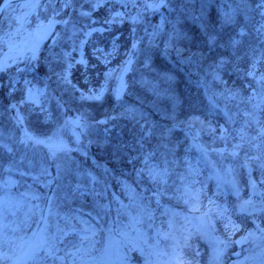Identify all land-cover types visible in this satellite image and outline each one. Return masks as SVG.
Segmentation results:
<instances>
[{
	"label": "rangeland",
	"instance_id": "374dc122",
	"mask_svg": "<svg viewBox=\"0 0 264 264\" xmlns=\"http://www.w3.org/2000/svg\"><path fill=\"white\" fill-rule=\"evenodd\" d=\"M10 2L12 4V7L6 9V11L2 15H0V58H2L4 54L8 53L9 51L8 44L5 42L7 40V37L5 36L6 32L11 31L14 34L12 37V43L16 45L17 48H22L25 46V43L28 40V33L32 31L34 26L36 25L35 21L37 15L39 14L41 18H43V16L45 15L43 9L31 10L22 7V5L30 2V0H10ZM238 3L239 0H216L215 12L221 15V8H223L224 11H228L229 5L235 7ZM199 10L200 9L194 11L192 14L196 13L197 16H200ZM205 15L206 11L204 12L203 16ZM156 16L157 17H154V15L148 16V21H150L151 24L159 23L160 16L158 14H156ZM155 18L157 19V21H154ZM126 23L130 22L126 21ZM261 25H264V18L261 19ZM96 26L99 27L98 25ZM140 26L143 25H138V27ZM144 27L145 25L142 27V37L145 35ZM17 29H19L18 33ZM148 31H151V27L148 28ZM240 32L241 30H239L238 32V37L240 36ZM259 32L263 36L257 35V38L254 36H250V40L252 43L243 42L239 47L235 48H232L230 46V48L228 49L229 53H225L222 55L223 59L228 61V66H230L229 61L231 60L232 56L230 53L234 54L235 51H237L241 57H245L248 59L246 69L250 66L253 58L260 59L261 52L264 51V38H261L264 37V29H259ZM213 34L218 37L216 31H213ZM165 39H167V36H165ZM255 39L257 40L255 41ZM45 43L50 44L51 41L49 40ZM99 46L104 47L107 50L108 48H110V43L108 42L107 45L104 43L101 45L99 43ZM180 49H182V55L185 50L184 48ZM223 49L225 48L222 46V48H220L218 52H214L210 55L213 57L217 56L219 52L220 54H222L221 52ZM65 50L71 51L70 48H65ZM55 51L60 52V48H56ZM42 52H44L45 55H48L45 49H42ZM118 52L123 54L124 50L118 49ZM188 52L189 51H186V53ZM90 53L92 56V47H90ZM90 53L89 51H86L85 48V58L90 61L91 65L95 62L92 61ZM121 54H118L116 57H119V55ZM73 55L76 56L77 59H79L78 53H74ZM181 55L177 56V58L183 64H195L193 66V69L198 74V80L201 83V87H203V94L206 97L207 102L210 103L212 101L213 103L214 97H221L223 99L219 104L223 106H218V109L216 108L215 110L218 111L219 109H222L226 106L227 110L231 114H233L235 123L229 124L230 126L227 125L231 136H233V134L234 136H236V130H241L244 121L246 119H250V117L245 116V112L253 111V105L259 106L255 109L256 115L261 119V121H264L262 115H260L261 109H264V91L261 90L260 85L256 80H254L252 77H248L249 79H251L252 89L250 90V92L252 96L247 94V92L243 90L240 91V94L244 98V100L249 101L248 105H241L239 103V100L237 99L234 100L232 104L234 108L232 109L231 101L233 100L226 99L224 96L219 95V93L223 92L225 87H221L219 91H217V89H215L214 87L216 81L219 82V80H214L213 77L209 74L211 71L209 65L211 64H208L206 67L205 65H201L200 62V64L197 63V60L201 61L203 59V57H201L199 54H191L184 58ZM89 56L91 57L90 59ZM189 57H191V62H189ZM124 59H127V56ZM144 59H146L144 51L139 52L136 57H134L133 67L125 76V81L128 83V76L130 74H135L138 79L136 81L137 84H140L143 87L146 85V91L148 92V94L152 98H157L159 96L157 95L158 91L155 89V86L148 82L146 79L147 73L143 70ZM113 61L114 59L111 61L110 67L118 69L122 61L119 63H115ZM40 63H42V60L39 63L34 64L33 68L25 73L33 74L34 70L39 66ZM16 67L17 65L13 64L8 71L2 73L10 78L12 76H15L19 81L16 86L22 84L24 89V78L21 79L20 77H18L19 74L16 72ZM19 67L23 68L24 65L20 64ZM261 67V64L257 65V77H259L261 74ZM46 68L49 69L48 66H45L44 70H46ZM231 73L232 72L230 71V69L226 71L227 79ZM32 79L33 78H31L30 76L27 79L31 81V86L39 90L45 89V86L34 82ZM113 83L115 82L113 81ZM61 87L64 90L63 85ZM155 92L156 94H154ZM24 95L25 93L23 91L22 97ZM109 95L112 96L110 93ZM161 97L163 99V95H161ZM249 97H252V99L249 100ZM53 102H55V99L52 97V93L49 91V88L47 86L46 95H39L38 102L36 104H20L21 116L23 118L22 124L17 125L14 120H9L8 116H6L7 123L2 126V129H0L1 147L3 146L9 151L20 152L23 158L25 157V155L28 156L27 160L29 158H32V161L30 162L34 163L35 165L26 162L23 174L25 173V176L32 177L34 180H40L42 176L41 167H45L44 163H46L47 158H51L50 160L56 164L59 163L62 168L67 167L69 169L70 167L68 166H73V162L77 161V158L74 154L84 155L86 153L85 151L75 150L78 147L76 143L77 134L83 132L82 135H79V140L80 144L85 149V146L81 143V138L83 137V135L89 137L90 133L85 129L80 128H63L65 120L73 119L77 117L78 114L73 112V116L61 118V114L63 112L61 108H58L60 110V113H58L60 118H55V114L52 110ZM214 103L218 105L216 101ZM41 104L44 108L48 109L52 113V118L47 122L52 123V121H56L57 126H54L50 130L39 131L38 134H36L31 131L33 127L28 123L26 118L30 117L33 114H36L41 118L40 121L45 122L44 113L41 112L40 108ZM221 113L224 115L222 111ZM12 115H15V111L12 113ZM126 116V114H124V116H122V114L120 115L121 118ZM122 119L127 120V118ZM109 121L110 120L108 119V122ZM136 121L138 122L139 118H137ZM114 127V124H109V126L105 128L104 131H102L103 135H108V131L113 130ZM251 127H255L252 132L250 131ZM251 127L243 129L245 134L248 136L255 135L256 132L254 131L258 126L253 123ZM25 129L29 130L32 135L37 136L40 139H47L48 137H51L53 133L60 131L61 139H63V141L68 145L69 148L74 149L73 151L75 153L73 154V151H70L68 153L58 151L56 153V156L53 157L49 154L48 149L43 146L34 151L30 145L26 146L25 144L20 143V138L23 136ZM119 130L121 131L119 132V134H122V130ZM195 131L196 129H193V132ZM181 132L182 135L186 137L185 131ZM206 135L210 137L208 142L206 143L205 141L201 140V136H205V133H201L199 143L202 146L207 147V162L203 158L202 153L198 151V149L193 145V142L190 138H187L188 141H190V147L191 149H194L198 152V156L196 157V160L185 158V160L191 162L194 167L200 169L199 175L194 178L198 181L196 187L204 188L205 198L203 199V205L207 206L208 202L206 197H212L213 192L216 189L217 181L214 172L217 170L222 171L229 165H232L236 169L235 179L237 180L240 187V200L248 199L249 195L251 194V188L248 184L249 172L248 169L241 168L239 167V165L243 164L246 152L250 155H264V143L254 142L260 144L259 148H256L253 145H249L248 143H244L242 148L238 152V158L228 156V153L225 152V158L222 159L217 152L213 151V148L224 149L225 147H227V149L230 151L232 144L236 141L230 139L227 146L223 141L219 140H217L215 144H212L211 136L207 133ZM218 135L219 133L217 132V136ZM197 158L200 161L202 160V163L198 164ZM161 164L164 165L163 162H161ZM212 165L216 166L215 169L212 167ZM19 166L23 165L20 164ZM62 170L63 171L59 175H57L56 171V176L54 178H58L60 176L64 177L66 179V183L69 184L70 176L73 174L68 173L67 175H65L66 170ZM135 174L138 178H140V175L137 174V171ZM145 174H147V172H145ZM180 174H187V165L180 170L178 177H170V179L174 180L167 179V191L165 192L164 197H168L172 200V202H163L160 200L159 210H157V208H151V219H149L147 215H142L141 209L138 207L139 202L130 198L132 196V193H135L131 182L119 178V187L116 188L115 191H113V187H108V189L110 190L109 192L106 190H100V187L95 191L93 190V187H89L91 188L88 189L89 191H94L91 192L90 197L93 200L92 202L95 201L96 205H92V210L87 209L88 205H81V210L83 209L86 214L84 213V216L74 217L75 219L77 218V223L80 226L77 230L78 235L76 234V238L74 237L75 235H69L72 231L71 228H74L73 223L70 226L71 228H66L64 226V214L59 213L55 210L52 194L49 193L50 197L48 198V200L45 199L46 202L37 201L36 203H33L27 194L17 193L12 190V186L16 181L13 178L9 177L5 181L0 182V233H2V236H0V251L8 253L10 259L7 261V264H12V261H19V264H33V259L30 257H32V254L34 252L38 253L39 258H44L45 260H47V257L45 256V248L50 245H54L53 251H55V255L63 258L62 260H56L55 264H146V261L149 262V264H182V262H187L193 259L195 252L197 251L199 252V255L195 256L197 264H215V238L218 237L220 239H223L224 229L220 222L217 221V230L215 232H209V234L207 235H201V224L200 221L196 219V217H199L201 213L191 212L189 210V206L184 203L183 199L176 198L177 196H179V192L177 191V189L181 187ZM251 175L252 179L257 181V188L260 189V185L258 183L260 180V174L254 164L252 166ZM177 178H179V180H176ZM229 178L230 177L225 176V179ZM78 179H88L89 182L98 185V178L96 177V175L87 170H84V172L80 173ZM189 179H192V177H189ZM52 181L53 178L51 177L47 179L48 183H51ZM77 186L81 190V185L79 183L77 184ZM87 188H84L86 191L85 194L88 193ZM62 193L63 191H61V194ZM44 196L45 195L43 194L41 195V197ZM213 198L216 199L218 203H223L225 199H227V201L229 202V206H235L239 202L237 200V197L230 191L227 197L218 196ZM255 199H258V197H256ZM154 202L156 204V196L154 197ZM174 204L178 205L179 207H176V205ZM165 208H168L172 212H175L177 214L174 219L171 217L170 213L165 214ZM110 210L112 211V214L110 213ZM240 215L243 217L245 216V214ZM124 216L128 219L127 225L124 224ZM185 217H188V219H185ZM109 218H112L113 222L107 221V219ZM169 219H173V226L171 229L169 228L168 224ZM232 219L236 220L234 214L232 216ZM247 219L252 220L251 217H248ZM103 222H107V224L103 226ZM237 223H241V221ZM257 223H259V221H257ZM32 224V229L30 231H27L29 229L28 227H30ZM254 227L255 225H252L251 227H247V229L248 231H253ZM151 228L153 229V233L152 236H149L147 234V231ZM58 229H60L61 231H58ZM41 230L43 231L41 232ZM157 230H159L160 233H170V235L165 238L163 235H158ZM74 233H76V231H74ZM189 233H191V247L184 246L183 243V237L188 235ZM239 235L246 236L247 232L241 230L240 232L234 234L232 239L235 240ZM173 237H175L176 239H173ZM45 239L47 240V243L44 244L43 247H40V243H42ZM177 240H179V246H177ZM233 246L234 243L229 245L227 254L223 257L225 264H261V260L264 259V238H261L259 233H257L255 237L249 238V244L246 247L236 249L233 254L234 259L232 260V258L230 257L232 256L231 247ZM174 248L176 249V251H173ZM49 264H52L51 258L49 259Z\"/></svg>",
	"mask_w": 264,
	"mask_h": 264
},
{
	"label": "snow or ice",
	"instance_id": "6c2138e0",
	"mask_svg": "<svg viewBox=\"0 0 264 264\" xmlns=\"http://www.w3.org/2000/svg\"><path fill=\"white\" fill-rule=\"evenodd\" d=\"M208 5L206 3H201L200 6V16L204 15V9ZM12 4L10 0H0V15H2L6 9L11 8ZM22 7L37 10L43 9L45 15L43 18L38 14L36 17V27L28 33V40L25 46L22 48H17L16 45L12 43L13 33L11 31L6 32L5 36L7 40L9 51L5 53L2 58H0V72L8 71L13 64L17 65L16 72L24 73L33 68L34 64L39 63L41 60L44 61L49 67V70L56 76L57 84L63 85L65 92H68L71 98L76 97V93H79L78 99L80 101H96L100 102L104 99L105 93H110L114 98L115 102L121 107L125 108V113L131 115L133 119L139 118V120L145 121V123H151V127L147 129L144 135L151 137L154 134L158 138V143L152 152L144 154V168L136 169L137 174L143 176L145 172L152 183L155 185L154 195L156 196V204L160 206V197H162L167 191V179L170 175V169L168 167L169 161L167 156L172 154L175 156L176 148L180 146V141H173L171 139L174 129L180 127L185 131L186 138H190L193 145L202 153L203 158L207 162L208 151L206 146H202L199 143L201 133H207L211 136L212 144H215L217 140L223 141L227 146L229 140L236 141L232 144L231 150L229 151L227 147L224 149L213 148V151L217 152L222 159L225 158L224 153L227 152L228 156L233 158H238V152L242 148L244 143L253 145L259 148L260 142L264 143V121L256 115L255 109L259 107L258 105H253V111L245 112L246 119L241 130H236L237 135L231 136L227 125L234 124V116L231 114L227 107L220 109L227 117L224 124H220L219 128L213 126L214 110L218 107L216 103L212 104V111L207 113L204 119L197 116H189L186 119H179L175 110V99L173 111L170 114H165V119L171 120L172 124L169 125H157L155 122H150L147 117L144 116L142 112H139L133 106H125V96L129 88L128 83L125 81V76L128 74L129 70L133 67V59L136 55L144 51L146 56L145 64L147 66V58L149 50L156 46L157 38L165 32V26L171 25L170 30L166 33L167 39L164 41L163 54L169 55V49L173 48V41L180 38V34L176 29V23L182 14H191L195 10L188 9L186 5L181 4L178 9L174 8L171 0H30V2L22 5ZM162 9L168 10V15H166ZM255 9L259 11V14L264 18V0H259L255 5ZM252 10V5L248 3V0H240V2L233 7L229 5V10L224 11L223 8L220 9L222 17V25L233 23L235 16L238 11H243L246 15L247 11ZM99 11L106 12V15L102 20H97L94 18L95 14ZM173 12H176V20L173 21L170 16ZM160 16V22L157 24H151L148 21V16L156 15ZM200 16L192 15L193 20H199ZM126 21L130 22L131 28V46L125 52L127 59H124L118 69L110 67L111 61L116 58L119 54V36L113 34V28L117 24H124ZM96 25H99L97 27ZM145 25L144 34L148 38V44L146 49H141L139 45L143 42L144 37L137 36V26ZM59 26V28H58ZM201 29L204 36L207 38V44L211 50L216 43V35L209 31L208 25L201 23ZM11 27V26H9ZM151 27V31L148 28ZM261 29H264V25H261ZM19 29H17V33ZM93 33H98L100 38L108 40L110 42V48L107 50L104 47L99 46V41L93 38ZM240 35L243 36L244 32L241 30ZM51 41L50 44H46V41ZM240 43L239 40L235 38L230 40V46L235 48ZM86 46L92 47V59L95 60L96 64H91L92 67H97L102 65L105 68L103 72V81L100 82L99 87H94L91 84V79L88 73V68L90 61L85 58V48ZM60 48V52H56V48ZM65 48H70L71 51H66ZM42 49H45L48 55H43ZM178 56L181 55L182 49H175ZM74 53H78L79 59L74 56ZM196 55V54H193ZM189 62H191V57H189ZM23 64L24 67L20 68L19 65ZM228 61L221 58L219 61H215L212 65H209L211 71L210 75L214 80H220V72L225 69ZM261 64L260 76H256L257 65ZM77 66H82L84 71L81 73L83 77V83L88 87L86 89H81L78 83H74L71 79L73 75V70ZM59 69V70H57ZM232 71L236 73H241L242 71L246 73V76L252 77L260 85L262 91H264V51L261 52L260 59L253 58L250 66L247 69L241 70L238 63H232ZM99 75V73H98ZM113 81L115 83H113ZM19 83L15 76H12L9 81V92L7 93L9 101L6 106L0 105L3 111H0V116L7 115L9 120H14L17 125L23 123V118L21 116L20 104L22 103H32L36 104L38 102L39 95H46L47 85L44 90L35 89L31 86V81L24 80V91L25 95L22 97L20 102H15L12 99V93L15 91L16 84ZM221 83H224L221 81ZM219 95L224 96L226 99H240L241 102L244 98L240 94V90L233 89L225 86L223 92ZM255 95V93H254ZM249 100L252 97L248 98ZM68 101L57 100V107L60 108L66 105ZM41 112L44 113V121L47 122L52 118V113L40 105ZM15 111V115L12 113ZM115 117H113L114 119ZM83 114L69 120L64 121L63 128L72 127L73 129L80 128L85 129L86 124L84 123ZM104 123V121H101ZM255 123L258 127L256 128V134L253 136H248L245 134L243 129L249 128ZM143 131L144 125H141ZM193 129H196L193 132ZM217 132L219 135L217 136ZM83 132L77 134V148L76 151H85L86 149L80 144L79 135ZM20 143L26 146L30 145L33 150L40 148L41 146L46 147L51 156L55 157L58 151L68 153L73 151L68 147V145L61 139L60 131L53 133L51 137L47 139H40L30 133L29 130L25 129L23 136L20 138ZM141 152L143 153V143L140 144ZM164 151L161 152L160 150ZM187 152L188 149H185ZM157 153H159L164 159V166L161 167L159 164L150 165L149 160L155 159ZM130 163H133L135 168L134 160L130 159ZM171 163H177L174 159ZM187 164V174H181V187L177 189L179 196L177 199H183L184 203L189 206L191 212H200L201 215L196 217L200 221L201 235H207L209 232H215L217 230L216 222L219 221L224 229V238H215L214 247V262L215 264H225L223 257L227 254V250L230 244L242 243L250 237H255L257 233L260 234L261 238H264V155H250L245 153L244 162L240 164L239 167L248 169L249 179L248 184L251 188V194L246 200H240L239 192L240 187L237 180L235 179L236 169L232 165H229L226 169L222 171L217 170L214 172L216 178V189L213 192L212 197L207 198V206L203 205V199L205 198L204 188L196 187L198 181L194 178L199 175L200 169L194 167L191 162L185 161ZM200 163V160H197ZM256 167L260 174L259 185L260 189L257 188V181L252 179V166ZM215 169V165H212ZM61 165L56 164L57 175L61 172ZM42 175H50L49 169L47 167H41ZM225 176L230 177L225 179ZM192 177V179H189ZM211 178V176H210ZM163 186V187H162ZM131 191V190H129ZM229 191L237 197L239 201L235 206H229L227 199L223 203H218L213 197L225 196L229 194ZM258 197V199H255ZM134 200H143L142 194L132 193L130 197ZM141 209L142 215H147L149 219L152 218V209L145 204H138ZM171 214V217L177 215L170 209L165 208V214ZM234 213L245 214L244 220L241 223H237L232 219ZM252 218V224L255 225L253 231H248L246 227L247 218ZM173 219H169L168 224L171 229L173 226ZM188 219V217H185ZM259 220V223L257 221ZM242 225H245L242 228ZM241 230L247 232L246 236H242L240 241H235L232 239L233 235L240 232ZM43 230H41L42 232ZM58 231H61L58 229ZM158 235H163L167 238L170 233H160L157 230ZM2 236V233H0ZM173 239H176L173 237ZM191 233L183 237L184 246L191 247L190 244ZM47 243L45 239L40 243V247H43ZM177 246H179V240L176 241ZM54 245H50L45 248L44 258H39L38 253L34 252L32 254L33 264H49V259L51 258L52 264H55L56 260H62L63 258L55 255L53 251ZM173 251H176L174 248ZM199 252H195L193 259L182 262V264H197L195 256H198ZM10 259L8 253L0 251V264H7ZM12 264H19V261H12ZM146 264L149 262L146 261ZM261 264H264V259L261 260Z\"/></svg>",
	"mask_w": 264,
	"mask_h": 264
},
{
	"label": "trees",
	"instance_id": "16d2710c",
	"mask_svg": "<svg viewBox=\"0 0 264 264\" xmlns=\"http://www.w3.org/2000/svg\"><path fill=\"white\" fill-rule=\"evenodd\" d=\"M201 3H206L208 6L204 9L206 15L201 16L199 20L192 19V15L197 16L196 13L182 14L180 16L179 21L176 23V29L180 34V38L173 41L174 46L169 49V55L163 54V48L164 41L166 40L165 36H167L166 30L170 29L171 25H167L165 32L157 38L156 41L158 45L156 46V49H150L147 58V66L145 64L146 59H144L143 65H145V71L147 72L146 79L155 86V89L158 91L157 95L159 96L157 98H152L146 91V85L143 87L142 85L137 84L136 81L138 79L135 74H130L128 76L129 88L125 96V106L135 107L147 117L148 121L155 122L157 125L171 126L172 121L165 119L164 117L165 114H170L173 111L174 99L175 110L181 120L186 119L189 116H197L204 119L207 116V113L211 111L209 104L203 96V87H201V83L198 80V74L193 69L195 64H183L177 59L178 55L176 54L175 49L178 48L179 41H182L185 44L186 50L189 51L188 53L185 51L182 57L191 54H199L203 59L201 61L197 60V63L200 62L201 65L207 67L208 64L212 65L215 61H219L223 58L222 55L228 52L230 40L237 38L236 30L242 23H244V29L246 30V35L239 37L242 42L249 43L248 40H250V36L257 38V35H259L257 31L256 33L252 32V29L254 28L251 26L253 24L252 22L255 24L256 20L258 22V18L256 17L254 20L250 18V20H247L246 18H248L250 14L246 13V15L242 16V11L237 12L233 23L222 25L221 15L215 12L216 0H173L172 2L176 9H178L181 4H184L188 9H194L195 11L200 9ZM248 3L251 4V1H248ZM104 16V11H99L95 14L97 20H102ZM170 18L175 21L176 12H173ZM201 23L208 25L209 31H216L219 37H217L215 46L212 47L211 50L207 44V38L204 36L201 29ZM131 28V25L126 22L122 25H115L113 28V34L116 35L121 33L118 43L119 49L124 50V52L131 46ZM141 29L142 27L137 29L138 37ZM93 38L98 40L101 45L103 43L107 45L109 42L108 40L100 38L98 33H94ZM256 40L257 39H255V41ZM142 43L141 47L147 48L148 38L146 36H144ZM222 46L225 48L222 50V54L219 52L217 56L212 57L210 55L214 52H218ZM90 47L91 46H86V51H89V53ZM90 56L89 59L92 57ZM122 57L123 54L119 55L114 62H119ZM92 61L95 62L94 64L97 63L93 59ZM233 62L238 63L240 69L244 70L246 69L248 59L241 57L236 51L234 52L229 61L230 66L226 64L225 69L220 72L219 82L216 81L215 83L214 87L217 91H219L221 87L231 86L233 89H242L247 92V89L244 87L248 83L251 84V79H249L243 71L241 73L233 72ZM45 66L47 67L48 65L42 60V63L36 68V73L45 76L47 78L46 81H42L35 76L32 78L36 83L43 86L47 85L51 90L52 97L55 99L52 107L55 118L59 117L58 113H60V110L56 105L57 100H61V102L68 101L66 105L60 107L63 112L61 118L73 116V112L78 115L83 114L85 118L84 123L86 124L85 130L90 133L89 137L83 135L81 138V143L84 144L86 149L85 156L82 154H74L75 152L73 151V154L77 158V161H74L77 165L76 169L80 172L87 170L94 173L100 182V189L108 192L110 191L108 187H113V191L119 187V178L125 179V181L127 180L132 183V186L135 187L138 194L143 195L144 199L140 200L142 203L147 204L151 202L152 197L149 190L145 191L143 187V184L147 187H151V185L145 181V176L142 177L141 181L137 180L135 182L136 169L141 167L144 168V154L152 152L158 143V138L155 134L151 137L144 135L147 129L151 127V123H145L143 120L137 122L136 119L131 117V115L125 113V108L117 104L115 98L110 96L109 93H106L104 99L100 102L80 101L78 99L79 93H76L75 98H71L69 93L62 89V85L58 86L54 73L48 68L44 70ZM229 69L232 73L227 79L226 71ZM83 71L84 69L82 66H77L73 70L71 79L74 83H78L81 89H86L88 86L83 83V77L81 76ZM104 71L105 68L102 65H98L95 68L89 65L88 73L92 86H99L100 82L103 80ZM221 81L224 83H221ZM8 85L9 82L0 78V105L3 106H6L9 101L7 93L10 89ZM154 94H156V92ZM21 95L22 87L19 85L18 88L13 91L12 99L17 102L21 99ZM161 95H163V99ZM0 111H3V108H0ZM121 114L122 116L126 114L127 116L122 118H127V120H123L120 117ZM220 115V113L214 115L213 118L222 120V116ZM260 115H262V118L264 117L262 111ZM5 116L7 115L0 116V124ZM113 117L115 118L113 119ZM108 119L110 120L109 122ZM40 120L41 118L35 114L28 117V123L36 126V131L50 130L57 125L56 121L45 123ZM101 121H104V123H101ZM109 124H114V129L108 131V135H103L102 131H104ZM142 124L144 125L143 131L141 129ZM119 129L122 130V134H119V132H121ZM181 131L184 130L180 127L174 129L171 139L174 141L176 138H180L182 136ZM141 142L143 143V153L141 152L140 147ZM184 147V144H181L180 149H176L175 156L169 154L171 156H167V160L177 159V156H179L180 153L182 154ZM160 151L163 152L164 150L161 149ZM158 155L160 158L162 157L159 153H157L156 157H158ZM27 158L28 156L26 155L23 158L20 152L9 151L3 146H0V182L5 181L9 177L13 178L16 182L12 186V190L14 192L16 191L18 193L27 194L33 203H36L37 201L46 202L45 199L48 200L50 194L55 198V194L60 193L63 189V193L58 196L55 206L57 212H64L66 225L71 224V222L73 223L72 215L75 212H72V210H74V208L79 209L80 206L84 204L85 206L88 205L87 209H91L92 205H96L95 202H92L90 195H82L81 197L75 192L77 190L73 181L67 184L64 177L60 176L54 178L56 176V163L52 162L50 160L51 158H47L46 163H44L45 167L49 169V176L42 175L40 180H34L32 177L25 176L23 170L26 162L35 165L30 162L32 161V158H29V161ZM130 159L134 160L135 168L133 167V163L129 162ZM155 159H150L149 164L150 161L156 163ZM20 164L23 166H19ZM168 167L170 170L174 171L171 163H169ZM179 169H181V167H179ZM175 170H177V168ZM50 177L53 178V181L48 183L47 179ZM42 194L45 196L41 197ZM151 206L154 207L155 205L151 203ZM110 213L112 214L111 210ZM234 215L238 222L244 220V217L240 214L235 213ZM107 221L113 222V219L109 218ZM106 224L107 222H103L104 226ZM244 226L245 225H243V227ZM246 226H252L248 219L246 221ZM32 227L33 224L28 227V230H31Z\"/></svg>",
	"mask_w": 264,
	"mask_h": 264
},
{
	"label": "water",
	"instance_id": "95a60500",
	"mask_svg": "<svg viewBox=\"0 0 264 264\" xmlns=\"http://www.w3.org/2000/svg\"><path fill=\"white\" fill-rule=\"evenodd\" d=\"M241 240V238H239L237 241H240ZM247 243V240H245L244 242H242V243H237L239 246H241V245H244V244H246Z\"/></svg>",
	"mask_w": 264,
	"mask_h": 264
}]
</instances>
